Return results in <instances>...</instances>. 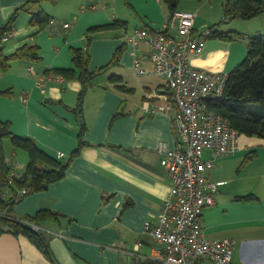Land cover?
Here are the masks:
<instances>
[{
  "label": "crops",
  "instance_id": "obj_1",
  "mask_svg": "<svg viewBox=\"0 0 264 264\" xmlns=\"http://www.w3.org/2000/svg\"><path fill=\"white\" fill-rule=\"evenodd\" d=\"M24 1L0 0V28L14 11L19 10L13 34L2 39L4 52L12 54L26 44H37L41 47L42 59L14 61L8 71H0V91L13 93L0 95V118L11 122L15 134L33 137L50 154L57 156L62 152V158L71 159L79 145L81 128L73 108L78 105L82 89L77 78L66 80L50 73V69L72 68V48L86 47L87 37L92 70L109 63L120 47L126 48L121 64L95 79L83 100L87 125L84 138L90 145L72 158L64 178L43 191L24 195L14 213L22 217L50 208L63 214L58 220L40 226L58 264L146 261L156 254L158 244L146 231L145 222L158 219L172 185V177L163 165V156L157 146L161 141L170 148L178 145L172 123L174 103L169 110L156 109L158 104L166 105L167 98L172 95L167 79L151 73L154 64L148 46H141L137 54L125 42L126 36L137 27H151L149 23L132 25L128 18L106 15L103 11L81 15L85 4L96 9L99 0L92 3L91 0H51L62 6L49 10L46 0H40V7L57 24L49 23L41 28L31 22L32 13L20 10ZM158 1L162 16L166 18L170 11L165 2ZM149 12L146 18L150 22L153 15ZM117 19L128 22L127 28H121L124 34L119 29L88 34L91 27ZM196 19L198 33L216 23L207 18L199 19L198 15ZM218 28L237 30L241 35L232 40L207 37L204 50L192 54L190 60L201 69L230 73L246 55L250 37L264 34V27L258 26L254 35L237 27ZM169 33L177 35L171 28ZM136 57L142 59L149 73L136 71ZM111 73L121 75L134 89L121 92L112 87ZM120 109L124 113L113 121ZM240 137H243L241 147L239 138L240 149L252 147L255 142L264 143V139L258 137L254 139L245 134ZM5 145L14 172L24 173L29 161L27 151L12 147L11 142ZM204 157L212 158L213 150L206 149ZM226 168V162L220 161L210 170L211 179L223 183L216 194V204L206 206L203 211L205 236L208 239L233 238L237 264H264V197L251 192L256 198L237 199L251 193H238L237 187L232 185L233 180L228 183ZM234 209L238 210L237 214L233 213ZM201 263L213 264L207 259ZM0 264L54 263L28 236L4 232L0 234Z\"/></svg>",
  "mask_w": 264,
  "mask_h": 264
},
{
  "label": "built area",
  "instance_id": "obj_2",
  "mask_svg": "<svg viewBox=\"0 0 264 264\" xmlns=\"http://www.w3.org/2000/svg\"><path fill=\"white\" fill-rule=\"evenodd\" d=\"M196 18L195 11L174 10L162 30L137 27L125 38L134 53L148 46L154 64L151 73L167 79L172 95L166 105L158 104L156 109L169 110L174 103L172 123L178 141L176 148L164 141L157 146L172 185L158 219L145 222L146 231L157 241L156 254L131 264H202L205 259L213 264H237L235 240L206 238L202 223L205 207L216 204L223 183L212 180L210 170L219 159L239 150L240 134L208 105L209 100L223 95L229 73L201 69L190 60L192 54L204 50L213 32L211 28L196 32ZM50 23L57 26L55 19ZM172 26L177 28V35L169 33ZM12 34L7 33L4 39ZM134 68L139 74L149 73L140 57L135 58ZM208 148L213 150L210 159L204 157ZM57 156L62 158L64 154L59 152Z\"/></svg>",
  "mask_w": 264,
  "mask_h": 264
},
{
  "label": "trees",
  "instance_id": "obj_3",
  "mask_svg": "<svg viewBox=\"0 0 264 264\" xmlns=\"http://www.w3.org/2000/svg\"><path fill=\"white\" fill-rule=\"evenodd\" d=\"M170 13L178 10L181 0H163ZM40 0H25L20 10L33 14L32 23L38 24L41 28L49 25L51 16L40 7ZM38 8V9H37ZM264 13V0H226L224 4V18L222 22L234 19H251ZM19 10L14 11L0 28V71L6 72L10 69L14 61H40L41 47L37 44H26L12 54L4 52L5 43L2 40L4 35L14 31ZM126 20L117 19L105 24L91 27L88 34L102 30H112L127 28ZM210 38H222L232 40L238 38L241 32L237 30L222 31L218 24L211 27ZM90 40L87 37L86 47H73L72 68L50 69V73L62 76L66 80L76 79L82 83V89L78 95V105L73 108L79 125V145L72 156H76L81 149L90 145L85 140L87 125L84 120L83 100L89 88L94 84V80L101 74L111 72L112 69L121 64L124 46L120 47L113 58L106 65L92 70L90 68L91 55L88 49ZM110 85L121 92L132 91L134 88L126 84L121 75L111 73L109 77ZM2 94H13L11 90L0 91ZM211 109L219 112L226 118L230 125L238 130L239 134L247 136H259L264 138V34L250 37L248 42V53L245 59L239 63L228 75L227 86L223 95L218 99L208 101ZM124 113L118 110L113 121ZM10 139L13 147L23 149L29 155L24 173L18 175L14 172L13 166L7 158L5 141ZM258 155L257 149L250 150L244 162ZM72 157V158H73ZM71 159L59 158L55 154H50L38 144L36 139L28 136L17 135L13 132L11 122L0 118V234L12 232L17 235L28 236L33 243L51 260L54 264L58 261L50 249L49 239L45 232H36L25 223L29 222L37 226L45 225L47 221L58 220L61 212L50 208H42L35 214H27L19 217L14 213L17 203L28 193L40 192L48 188L65 177L70 166ZM25 190V192H23ZM256 198L251 193L238 196L237 199L249 201Z\"/></svg>",
  "mask_w": 264,
  "mask_h": 264
},
{
  "label": "rangeland",
  "instance_id": "obj_4",
  "mask_svg": "<svg viewBox=\"0 0 264 264\" xmlns=\"http://www.w3.org/2000/svg\"><path fill=\"white\" fill-rule=\"evenodd\" d=\"M92 2H96V0L95 1L91 0L90 3ZM162 2L164 1L162 0ZM225 2L226 0H182L178 8L181 10L191 8L197 13L199 19H203V20L205 18L210 19V21L216 22L215 24H218V27L220 26L223 29H228V27L230 28L237 27L239 30L244 29L245 32L247 31L250 34L254 35V33H256L255 30L257 29L258 26L264 27V13L251 19L237 18L234 20H228L222 22L223 19H225L224 18ZM60 4H57L55 1H51V0L45 1V6L46 9L48 10L52 8H56V9L59 8V6L60 7L62 6ZM98 4L99 5L96 9L92 8V6H86L88 4H85V6L83 7V9L85 10L81 13V15L86 12L87 14H94L103 11L102 13H105L106 15L117 14L121 18L124 19L128 18L130 19L131 22H133L132 25H136V23H139V25H145L149 23V26L151 28L153 27L154 29L157 30H162V28L164 27L163 25L165 24L164 20H166V18L169 16V14L166 18L162 16V10H161L162 8H160V2L158 0H99ZM182 4H185L187 7H182L181 6ZM147 12L152 13L153 15L152 20L150 22L146 18ZM170 28L173 32H177L176 27L172 26ZM123 31L125 30L119 29L120 33ZM245 38L249 39L248 37ZM246 55L242 58V60L239 63H241L245 59ZM99 76H102V74ZM250 137L254 139L257 137L264 139L256 135ZM240 139H241V144H240L241 147V145L243 144L242 143L243 137H240ZM7 142H11V140L6 139L5 144ZM7 146L9 152L10 146L9 145ZM252 149L258 150L259 152L258 156L244 162L245 155ZM220 161L226 162L228 183L230 179H232L233 180L232 185L234 187L235 186L237 187V190L239 191L238 193L248 194L254 192L264 197V143L255 142L253 143L252 147H248L246 149L239 148V150L234 155L224 156L221 159H219L217 162L219 163ZM226 186L227 185H225V187ZM16 206L17 204L15 205L14 212L16 211ZM237 212H238L237 209L233 210L234 214H237Z\"/></svg>",
  "mask_w": 264,
  "mask_h": 264
},
{
  "label": "water",
  "instance_id": "obj_5",
  "mask_svg": "<svg viewBox=\"0 0 264 264\" xmlns=\"http://www.w3.org/2000/svg\"><path fill=\"white\" fill-rule=\"evenodd\" d=\"M25 225H26V227H28L30 229L33 228V230L36 231V232H38V233H40L42 231V228L40 226L35 225V224L26 222Z\"/></svg>",
  "mask_w": 264,
  "mask_h": 264
}]
</instances>
